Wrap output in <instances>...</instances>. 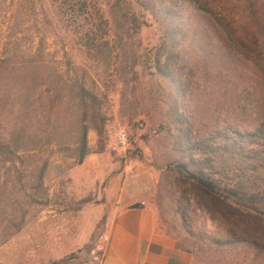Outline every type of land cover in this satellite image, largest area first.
<instances>
[{
	"label": "rangeland",
	"instance_id": "1",
	"mask_svg": "<svg viewBox=\"0 0 264 264\" xmlns=\"http://www.w3.org/2000/svg\"><path fill=\"white\" fill-rule=\"evenodd\" d=\"M96 1L107 23L93 31L71 0H0V264L69 255L70 264H102L111 212L133 205L152 209L193 264H264V252L184 192L177 168L201 157L190 148H204L214 123L226 140L229 127L254 129L263 72L225 55L226 80L207 85L220 64L203 50L194 63L208 94L182 97L155 67L166 23L138 0ZM234 1L243 10L245 0ZM204 110L211 121L200 120ZM214 140L207 145H225ZM218 152L239 169L249 160Z\"/></svg>",
	"mask_w": 264,
	"mask_h": 264
},
{
	"label": "trees",
	"instance_id": "2",
	"mask_svg": "<svg viewBox=\"0 0 264 264\" xmlns=\"http://www.w3.org/2000/svg\"><path fill=\"white\" fill-rule=\"evenodd\" d=\"M71 1L69 6H73L77 16H91L94 23L90 28L93 31L100 30L102 24L107 23L96 0ZM138 1L166 23L165 39L157 48L155 67L177 86L182 97L186 93L193 98L203 92L204 95L208 94L205 87L200 85V74L194 63V57L203 50L208 55L209 51L215 52L218 56L216 63L220 64L219 70L205 77L207 85L213 80H226L221 75L227 58L225 55L233 56L237 63L245 62L256 71H262L263 74H259L264 81V0H245L243 10L234 0ZM205 18L212 21L211 27L204 23ZM138 27L137 23H132L131 28ZM209 60L210 57H207L206 62ZM237 105L239 110L241 104ZM202 112L200 120L211 121L213 117L210 115H214L216 109L210 115L205 110ZM257 116L258 122L251 131L239 129L241 127L238 126L242 124L235 129L229 127L235 134L229 140L224 139L223 135H216L218 129L214 123V132L199 139L204 143V148H190L193 152H200L201 157H192L189 160L191 164L184 162L177 168L184 175V192L194 194L214 217L227 225L233 236L264 252V107ZM218 119L214 117V122ZM201 124L210 127L207 121ZM188 128L192 130L191 125ZM212 138L215 139L214 143L220 139L225 145H207ZM218 151L229 155L235 153L233 158L236 160L249 157L248 163L239 169L238 162L229 164L218 159ZM84 155L85 150L80 162ZM72 260L74 256L69 255L48 264H70Z\"/></svg>",
	"mask_w": 264,
	"mask_h": 264
},
{
	"label": "crops",
	"instance_id": "3",
	"mask_svg": "<svg viewBox=\"0 0 264 264\" xmlns=\"http://www.w3.org/2000/svg\"><path fill=\"white\" fill-rule=\"evenodd\" d=\"M102 264H193L194 254L161 229L152 209L116 207Z\"/></svg>",
	"mask_w": 264,
	"mask_h": 264
},
{
	"label": "built area",
	"instance_id": "4",
	"mask_svg": "<svg viewBox=\"0 0 264 264\" xmlns=\"http://www.w3.org/2000/svg\"><path fill=\"white\" fill-rule=\"evenodd\" d=\"M121 136H122V140L125 142V141H126V136H125V134H122Z\"/></svg>",
	"mask_w": 264,
	"mask_h": 264
}]
</instances>
